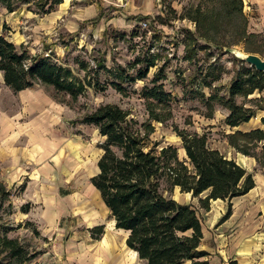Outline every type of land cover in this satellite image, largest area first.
Here are the masks:
<instances>
[{
  "label": "rangeland",
  "instance_id": "1",
  "mask_svg": "<svg viewBox=\"0 0 264 264\" xmlns=\"http://www.w3.org/2000/svg\"><path fill=\"white\" fill-rule=\"evenodd\" d=\"M160 1L159 7L150 13L132 16L119 11L121 3L116 0H72L66 13L58 18L56 14L38 13L28 4L9 12L0 3V31L17 44H25L31 54L51 56L52 60L71 66L81 77L87 74L83 63L96 68L98 62L105 59L109 66L124 65L134 72L140 66L138 60L156 58V65L147 78L127 83L128 94L113 87L103 92L89 88L85 95L74 100L53 86L37 84L34 88L62 108L53 116V122L44 126L46 146L50 147L51 141H61L62 154L60 159L50 156L40 161V169L46 173L52 171L54 165L56 173L52 180L42 173L40 180L34 179L31 173L22 183L15 184L0 178L11 192L0 207V235L8 230L10 236L18 237L32 250L39 251V264H105L104 255L97 254V250L106 237L114 247L110 259L113 253H122L110 264L122 259L125 264H145L130 250L127 232L117 228L109 218L91 182L98 170L101 144L105 139L95 126L74 122L100 104L116 103L129 110L131 117L138 121L135 126L143 133L151 131L147 125L152 124L154 129L148 142L152 146L158 143L159 148L175 146L181 160L186 161L187 156L178 129L207 133L211 146L220 147L227 154L231 150L228 137L231 131L226 123L229 108L220 99L211 97L226 96L228 86L246 65L239 60L235 48L256 49L264 54V32L249 33L246 7L243 13L230 14L225 6L230 0ZM202 10L207 12L203 26ZM142 21H147L148 26H143ZM160 68L165 69V75L155 82ZM101 74L103 80L108 76ZM155 83H163L170 94L168 102L161 104L157 99L146 98V89ZM25 98L24 93L14 92L5 83L0 70V103L8 105V113L22 111ZM261 98L252 94L237 96L239 103L256 107L264 105L263 98L256 100ZM156 116L162 119L157 120ZM240 142L243 144L245 140ZM254 143H251L252 151H260L263 158L262 141ZM4 146L0 142V156L5 153ZM3 168L0 164V176ZM53 186L52 193L49 190ZM164 186L168 195L200 208L206 223L207 215L200 197L172 187L169 180H164ZM61 189L71 193L63 196ZM51 197L55 201H50ZM24 205L30 207L29 212L23 210ZM98 227L103 231L99 238ZM0 264L5 261L0 260ZM185 264L193 263L190 260Z\"/></svg>",
  "mask_w": 264,
  "mask_h": 264
},
{
  "label": "trees",
  "instance_id": "2",
  "mask_svg": "<svg viewBox=\"0 0 264 264\" xmlns=\"http://www.w3.org/2000/svg\"><path fill=\"white\" fill-rule=\"evenodd\" d=\"M62 1L0 0V3L9 12L28 4L38 13L49 14ZM225 6L230 14L243 13L245 2L230 0ZM206 13L202 10V26L207 20ZM195 20L199 24L200 18ZM246 50L264 57L256 49ZM104 60H100L96 68L83 63L87 74L81 77L71 66L56 62L51 56L31 54L25 44L15 43L7 33L0 31V70L4 73L5 83L15 92L42 84L67 93L74 100L85 95L89 88L103 92L113 87L128 94L127 83L144 80L156 65V58L151 56L138 60L140 66L133 72L128 66H109ZM239 60L246 65L228 86L226 96L216 94L211 97L220 99L229 108L226 123L231 127L250 121L259 109L264 108L263 104L256 107L238 102L237 96H248L264 89V71ZM164 71V68L158 69L155 82L165 75ZM102 72L108 75L105 80ZM208 76L206 74L205 79ZM164 87L163 83L148 87L146 98L157 99L161 104L168 102L170 94ZM256 100L262 101V98ZM154 118L162 119L159 116ZM74 122L95 126L105 138L101 144L103 153L98 162L99 171L92 177V183L101 192L116 227L129 233L127 245L138 253L139 258L145 264H185L190 260L193 264H211L206 258L210 252L202 248L204 215L193 203L168 195L164 180H169L172 187L200 197L201 207L206 212L211 209L213 200H232L248 193L256 185L253 174L234 158L211 146L207 133L178 129L186 161L180 159L175 146L159 148L158 143L152 146L148 142L154 129L152 124L147 125V129L152 130L143 133L135 126L138 121L131 117V112L116 103H102ZM228 137L238 150L249 154L254 153L251 143L264 141V130L236 131L229 133ZM241 139L245 140L243 144ZM10 195V190L0 181V207ZM22 208L26 212L30 210L28 205ZM231 213L230 203L223 219L230 217ZM96 229H99V238L102 227ZM39 255V251L32 250L18 237L10 236L8 230L0 235V260L5 264H39Z\"/></svg>",
  "mask_w": 264,
  "mask_h": 264
},
{
  "label": "crops",
  "instance_id": "3",
  "mask_svg": "<svg viewBox=\"0 0 264 264\" xmlns=\"http://www.w3.org/2000/svg\"><path fill=\"white\" fill-rule=\"evenodd\" d=\"M71 2L72 0H63L49 14H56L57 18L62 16L69 9ZM116 2L121 3L119 11H124L132 16L143 12L150 13L161 4L160 0H116ZM244 2V7L249 15L251 29V31L248 30L249 33L264 32V0H244ZM20 93H24L26 98L22 104L24 108L19 113H8V105L5 102L0 103V142L5 144V153L0 156V164L4 165V171L0 178L4 182L15 184L22 183L31 173L35 175L32 176L34 179L40 180L39 175L42 173L46 179L52 180L56 173L54 165H52V171L46 173L40 169V161L50 156L60 159L62 144L61 141H51L49 143L51 146H46L47 135L44 126L50 125V122L54 120L53 116L61 112L62 108L55 100L43 96L34 88L22 90ZM252 95L264 99V89L257 90ZM26 117L30 118L26 119ZM259 128L264 130V108L259 109L250 121L236 127L229 126L231 133L248 132ZM261 144L260 147L263 148L264 141ZM216 148L222 151L220 147ZM230 149L228 154L224 153L230 158H234L249 173H252L256 185L248 193L232 200L217 199L212 201L211 209L205 212L207 219L204 223L205 237L202 248L210 252L206 258L210 260L211 264H231V262H233L232 264H264V156L260 157V151L244 153L232 144ZM57 155L58 157H56ZM98 171L99 165L97 173ZM53 188L54 186L49 190H52V193L54 192ZM95 189L99 192L109 218L116 225L101 192L96 187ZM61 191L63 196L71 193L68 189H61ZM51 198L50 201H55L53 197ZM230 203L232 204V213L230 217L223 219L229 210ZM128 235L127 232V238ZM230 257L231 262H228Z\"/></svg>",
  "mask_w": 264,
  "mask_h": 264
},
{
  "label": "bare ground",
  "instance_id": "4",
  "mask_svg": "<svg viewBox=\"0 0 264 264\" xmlns=\"http://www.w3.org/2000/svg\"><path fill=\"white\" fill-rule=\"evenodd\" d=\"M61 122V121H60ZM50 132V131H49ZM125 231V230H123ZM112 249H114L112 243H111V239L109 237H106L103 241V243L100 245V247L98 248L97 250V254L98 253H101L104 255V258L106 261H104L105 264H110L111 262H114V261H117L116 259L122 254V253H113V257L110 259L111 257V251ZM84 250V249H83ZM134 255L136 257H138V254L136 251L130 249ZM114 252V250L112 251ZM127 256V255H126ZM123 257V256H122ZM121 257V258H122ZM94 258V257H93ZM127 258V257H126ZM101 260V259H100ZM126 262V261H125ZM117 264H125L123 259L122 260H119Z\"/></svg>",
  "mask_w": 264,
  "mask_h": 264
},
{
  "label": "water",
  "instance_id": "5",
  "mask_svg": "<svg viewBox=\"0 0 264 264\" xmlns=\"http://www.w3.org/2000/svg\"><path fill=\"white\" fill-rule=\"evenodd\" d=\"M234 51L241 60H244L252 66H255L260 71H264V57L262 55L236 48Z\"/></svg>",
  "mask_w": 264,
  "mask_h": 264
},
{
  "label": "built area",
  "instance_id": "6",
  "mask_svg": "<svg viewBox=\"0 0 264 264\" xmlns=\"http://www.w3.org/2000/svg\"><path fill=\"white\" fill-rule=\"evenodd\" d=\"M142 25L147 27L148 26V22L147 21H142Z\"/></svg>",
  "mask_w": 264,
  "mask_h": 264
}]
</instances>
